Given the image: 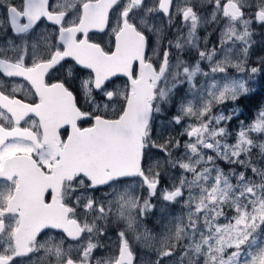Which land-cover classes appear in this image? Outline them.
Returning <instances> with one entry per match:
<instances>
[{
	"label": "snow or ice",
	"instance_id": "1",
	"mask_svg": "<svg viewBox=\"0 0 264 264\" xmlns=\"http://www.w3.org/2000/svg\"><path fill=\"white\" fill-rule=\"evenodd\" d=\"M199 6L210 19L193 0H0V264H36L41 251L40 264H139L137 248L155 257L146 264H264V109L235 132L238 110L214 111L252 91L261 68L246 64L264 0ZM175 16L187 34L165 46L160 18ZM202 24L219 26L210 50ZM173 48L198 59L173 62ZM69 60L72 83L54 77ZM167 105L181 139L154 124ZM153 197L165 206L158 231L143 223ZM176 204L186 211L170 215ZM109 225L120 228L115 248L96 257ZM44 229L64 235L40 242Z\"/></svg>",
	"mask_w": 264,
	"mask_h": 264
},
{
	"label": "rangeland",
	"instance_id": "2",
	"mask_svg": "<svg viewBox=\"0 0 264 264\" xmlns=\"http://www.w3.org/2000/svg\"><path fill=\"white\" fill-rule=\"evenodd\" d=\"M177 3H180L181 0H176ZM193 3L197 4L198 9L200 10V14L204 16L207 19H210V12L211 8L204 6L202 9L199 6V0H193ZM162 24H164V27H170V33L171 37L169 36L170 40L175 42V39L178 35H186L187 34V27H185L182 24V21L179 19V16H175L173 18V22L177 21L178 24L174 23L171 26L168 25V23L163 22L161 19ZM163 27V28H164ZM253 32L254 35L252 39L255 41L252 48L250 49V54L248 57V61L246 64V68L250 69L251 67H258L261 68V71L257 73L251 80H249V87L252 89L249 93L241 96L236 101H227L225 104L218 106L214 111H225V114L231 113L233 109L238 110V119L233 118L232 121L229 122V130L232 132H235L238 130L239 124L241 121H243L245 124H249L252 122L253 119H255L256 114L261 110L264 109V65H261L259 63V60L261 57H264V28H261L258 23L253 25ZM164 35V33H163ZM174 35V37H173ZM197 35L199 36V45L201 50H210L213 48V46L218 45L219 41V35L220 30L219 26L216 24H202V26L198 29ZM205 41H207L205 43ZM185 52L187 54H182L177 52L173 48V62H175L176 56H180L181 59L187 60L191 63H194L196 59H198V54L196 51L185 49ZM219 58V57H217ZM201 66L204 68L205 71L208 70V62L203 61ZM228 75L237 79H248V73H240L235 68H229L228 69ZM184 88H187V85L184 86ZM253 106L251 107L252 110H250L247 106V103L252 102ZM176 114V111L174 108L171 107V105L165 106V110L161 113L154 114V124L157 128V130H161V127H166V131L164 132L165 136L171 135L176 137L177 139H181L179 136V133L182 131L181 126L171 124L169 125V121L171 120V117ZM186 139V138H184ZM230 143H234V138H230ZM156 151V150H152ZM257 150L254 149V152ZM221 167L225 169V171L228 170V165L221 162ZM174 175V173H171L169 171H164L163 173V179H162V185L168 186L170 183V177ZM133 186L135 187V184L137 182H131ZM110 191V190H109ZM107 191V192H109ZM135 194L142 196L144 198L148 197V193L146 190H141L139 188H135ZM104 197H101L100 199H103ZM151 202L153 204L157 205V208L155 209V215L149 213L144 219L143 223L146 227L149 229H153L154 231H158V224L157 222L161 218V212L160 209L162 207H165L157 198L153 197L151 198ZM168 213L170 215H180L182 212L186 211L182 208L181 204L176 205H168L167 206ZM120 230L119 227H116L115 225H109L107 229V233L104 236H100L98 240H94L93 242H98L105 247L97 249L94 252V256L99 255L100 257L108 256L112 254L115 244H116V233ZM59 240V239H57ZM138 253V261L139 264H146V262L150 259H154L155 257L150 255L144 250H141L137 248Z\"/></svg>",
	"mask_w": 264,
	"mask_h": 264
},
{
	"label": "flooded vegetation",
	"instance_id": "3",
	"mask_svg": "<svg viewBox=\"0 0 264 264\" xmlns=\"http://www.w3.org/2000/svg\"><path fill=\"white\" fill-rule=\"evenodd\" d=\"M160 19L163 20V22H167L166 18L161 17ZM180 19V18H179ZM181 20V19H180ZM178 24L179 26V22L174 21L172 24ZM48 22L45 21L41 27H44L45 25H47ZM162 26L164 27V24H162ZM169 36L171 37V33H170V27H164V40L163 43L165 46H167L168 41L170 40ZM174 37V35H173ZM173 52V49H172ZM69 68L72 69L73 72V76H76L78 74V68L74 67V62L69 60L65 65L64 68L61 69L59 72L54 73V77H58L60 79H65L66 77H68V70ZM69 78V82L72 83V78ZM82 78V77H81ZM17 83H20V81L18 80ZM126 83V78L123 76H120L119 78H114V85L115 86H119V87H123ZM78 84V80L75 81V83H73V87H75ZM83 102V101H82ZM83 126H87V125H83ZM70 129H62L61 130V134L62 136H66L67 131H69ZM110 189H108L107 187H102L99 191H96L94 193L95 197L97 199H100L101 197H104V194L109 191ZM63 233L61 230L58 229H44L41 234L38 236V240L40 242H43L45 240H47L49 237H55L56 239H61L63 237ZM69 244H74V242H72L71 240H65V247H67ZM44 256V252L41 251L40 253H38L36 256L32 257V260L36 262V264H40V257ZM73 256H75V253H73ZM96 257H100L99 255H97ZM24 264H29L28 261H25ZM45 264H56V261L54 258H49L48 261L45 262Z\"/></svg>",
	"mask_w": 264,
	"mask_h": 264
},
{
	"label": "trees",
	"instance_id": "4",
	"mask_svg": "<svg viewBox=\"0 0 264 264\" xmlns=\"http://www.w3.org/2000/svg\"><path fill=\"white\" fill-rule=\"evenodd\" d=\"M253 103H254V101L247 103V106H248V108H249L250 110H252L251 107L253 106Z\"/></svg>",
	"mask_w": 264,
	"mask_h": 264
}]
</instances>
